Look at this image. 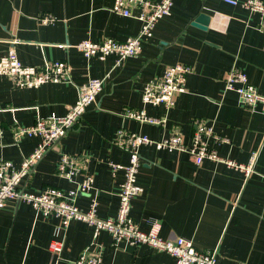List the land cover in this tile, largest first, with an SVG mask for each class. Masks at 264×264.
Masks as SVG:
<instances>
[{"label": "crops", "instance_id": "1", "mask_svg": "<svg viewBox=\"0 0 264 264\" xmlns=\"http://www.w3.org/2000/svg\"><path fill=\"white\" fill-rule=\"evenodd\" d=\"M158 1V0H155ZM264 5V0H261ZM114 0H0V56L14 48L24 65L66 61L69 81L18 88L0 76V159L19 167L39 137L12 135L51 115L62 117L90 78L103 79L96 101L75 128L48 151L20 186L38 193L47 187L68 191L84 174L93 178L90 193H78L74 203L86 210L96 201L102 219L114 218L122 170L127 154L112 141L120 128L162 140L178 132L191 143L197 122L210 125L223 142L208 139L209 149L221 158L245 164L258 152L249 177L218 161L195 164L182 151L139 148L137 183L143 192L131 201L130 214L139 228L160 222V236L192 240L200 251L215 250L217 264H264V103L250 110L235 92L225 91V75L239 68L264 95V23L261 16L224 0H173L170 15L160 19L151 37L142 42L139 55L115 64V57L85 58L76 45L109 37L123 41L138 34L140 22L110 11ZM210 17L205 29L193 25L200 15ZM53 19L44 24L42 19ZM191 68L186 92L166 111L162 105L144 104V85L159 77L167 66ZM125 110H143L164 120L151 125L123 116ZM61 154L76 157L82 169L72 181L56 174ZM60 219L43 216L30 205L9 200L0 209V264H74L91 244L103 264H174V259L146 245H115L102 231L94 240L92 229L72 221L59 233L60 255L49 244Z\"/></svg>", "mask_w": 264, "mask_h": 264}, {"label": "built area", "instance_id": "2", "mask_svg": "<svg viewBox=\"0 0 264 264\" xmlns=\"http://www.w3.org/2000/svg\"><path fill=\"white\" fill-rule=\"evenodd\" d=\"M230 5L258 13L261 16V25L264 23V5L261 0H224ZM173 0H114L110 11L124 16L134 17L140 22L138 34L123 41H116L106 37L99 42L82 40L76 49L85 57L105 58L115 57V64L120 65L125 59L140 54L142 42L151 37L156 23L170 15ZM53 19L45 17L44 24L51 23ZM191 68L184 64L167 66L162 74L147 82L142 91L141 100L144 104L153 106L162 105L166 111L172 109L176 98L186 92L187 77ZM0 76L10 79L12 85L18 88H37L46 83H60L69 81L70 67L66 61H47L39 66L24 65L18 59L14 48L0 56ZM225 91L235 92L240 104L252 110L258 103H264V95L248 82L246 75L237 67L227 72L224 78ZM103 79L90 78L84 84L76 101L68 106L67 113L62 117L51 115L41 118L27 127H15L12 135L15 139L21 136L39 137V142L33 152L23 158L17 168L11 161L0 159V209L9 200L23 202L30 205L43 216L53 215L60 219V225L55 229L54 240L49 244L52 253L60 255L63 242L59 233L67 229L72 221L87 224L92 229V238L95 240L99 233L106 231L111 235L115 245L126 243L131 246L146 245L152 249L169 254L174 264H217L216 251H200L195 248L192 240L182 237L163 238L160 236V222L156 219L148 221V230L143 231L132 218L131 201L141 194L143 189L137 183V174L141 165L139 148L142 145H152L156 149L168 151H182L189 154L192 161L199 165L204 159L218 161L226 167L237 170L249 177L254 173V166L258 152H253L245 164L237 163L231 159L221 158L214 150L209 149L207 140L214 139L223 142L214 134L210 125L197 122L187 146L183 143L178 132L172 133L162 140H152L146 135L126 132L120 128L116 131L112 145L127 154L125 165H112V172L122 170L123 182L120 185L118 207L114 218L102 219L97 214L96 201L92 200L86 210L80 209L74 203L78 193H90L93 178L84 174L72 190L62 191L59 188L47 187L38 193H33L21 187L35 165L50 150L54 149L59 141L75 128L83 114L96 101L102 89ZM124 117L132 118L151 125H163L164 120L148 116L143 110H125ZM1 135V128H0ZM82 169L76 157L61 154L56 165V174L72 181L76 175H81ZM90 244L74 261V264H103L98 252L91 249Z\"/></svg>", "mask_w": 264, "mask_h": 264}, {"label": "water", "instance_id": "3", "mask_svg": "<svg viewBox=\"0 0 264 264\" xmlns=\"http://www.w3.org/2000/svg\"><path fill=\"white\" fill-rule=\"evenodd\" d=\"M210 22V17L207 16V15H203V14H200L195 22L193 23V25L197 26V27H200L202 29H205L206 26L209 24Z\"/></svg>", "mask_w": 264, "mask_h": 264}]
</instances>
